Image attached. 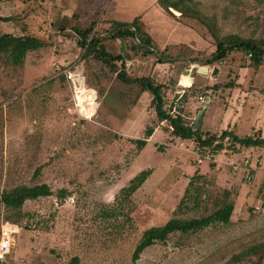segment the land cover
<instances>
[{"label": "rangeland", "instance_id": "obj_1", "mask_svg": "<svg viewBox=\"0 0 264 264\" xmlns=\"http://www.w3.org/2000/svg\"><path fill=\"white\" fill-rule=\"evenodd\" d=\"M106 1L95 0L100 10L95 33L104 37L108 50L124 57V66L116 61L111 67L86 55L78 44L72 27L79 20L87 22L84 0H0V16L8 18L0 19V35L31 34L44 42L20 63L0 54V190L43 182L53 190V195L27 200L20 209L0 204V238L3 224L12 231L10 250L0 262L132 264L145 229L175 215H209L233 202L230 223L172 233L166 242L148 247L137 263L232 264L233 254L264 241V148L228 141L218 152V169L210 160L205 174L192 149L187 150L191 143L172 138L167 126L161 125L148 147L140 149L135 140L160 122L152 95L143 96L137 84H126L118 73L125 68L130 76H151L166 83L171 95L174 89H185L195 108L203 106L199 93H192L188 70L197 77L196 86L213 92L207 104L209 126L219 124L218 132L223 131L239 123V114L251 118L257 113L256 123L264 130V63L257 69L248 56L235 52L225 61L203 64L218 37L264 39V0H172L187 15L173 7L168 12L157 1L158 10L151 7L140 15L144 23L147 14L155 37L154 52L148 55L137 38H110ZM120 1L134 6L146 0ZM144 6H138L137 14ZM127 11L130 7L124 17L132 18ZM62 25L67 28H59ZM161 55L175 60L160 63ZM195 57L197 62H192ZM198 63L210 67L211 78L202 81L194 67ZM64 66L81 72V88L93 103L83 99L87 103L80 105L76 89L58 73ZM215 68L218 74L213 75ZM230 80L235 87L213 89L216 82ZM189 114L186 120L194 124L196 116ZM250 122L241 119L240 136L253 132ZM146 169L152 170L147 180L126 196L122 188ZM191 179L194 184L189 186ZM187 188L186 204L176 214ZM242 264H250V258Z\"/></svg>", "mask_w": 264, "mask_h": 264}, {"label": "trees", "instance_id": "obj_2", "mask_svg": "<svg viewBox=\"0 0 264 264\" xmlns=\"http://www.w3.org/2000/svg\"><path fill=\"white\" fill-rule=\"evenodd\" d=\"M158 3L168 12H170L169 8L173 7L176 10L181 11L182 15L188 14L178 1L158 0ZM82 13L87 15V22L81 23L79 20L78 25L72 28L74 34L77 35L78 44L85 51V54H93L96 59L110 65L111 67H116V61H122V65L124 66V57L122 55H115L108 50L104 37L95 33L100 16V10L96 9L95 0H84ZM0 19L8 20L7 17L3 16H0ZM201 21L206 24L205 21ZM108 23L110 24V27L108 28L110 38L120 40L137 38L139 40V48L144 52V54L148 55L154 52L153 38L144 29V23L141 20V16L134 18L131 22L109 20ZM59 28L65 30L67 26L62 25ZM218 38H216L217 44L215 51L203 64L222 62L227 60L231 53L239 52L248 56L251 62L250 64L254 65L255 68L258 69L263 65L264 39H242L237 35H230L224 39ZM43 45L44 42L41 38L31 34L15 35L8 32L0 35V54L7 53L18 63L24 61V58L29 51L37 50ZM162 55L159 58L160 63H173L175 60L170 56L164 57ZM191 60L192 62H197L198 59L195 57ZM199 64L200 63H198V65ZM118 77L126 84H137L140 87L141 92H147L152 95V105L159 122H166L170 126L171 134L174 136L180 137L181 139H193L201 146L210 147L215 153L221 151L225 147V143L228 141L238 142L248 147L260 146L264 148V136L261 131H255L252 134L245 135L244 137H239L234 132V127L231 129H225L220 133H211L209 131H203L201 127H198L197 120L194 124L187 121L186 118H188V114H184L183 110H180V113L177 111L172 113L175 110L170 111L168 101L169 98H167L168 91L171 90V88L167 87L165 85L166 83L164 84L163 82H158L151 76H130L125 68L119 71ZM235 83V80H230L225 84L216 82L213 84V89H218L221 86L225 88H233L235 87ZM206 86L211 87L209 84H206ZM177 90L178 89H174L173 93ZM191 90L193 94H213V92H209V90L204 87L196 86L195 82L193 83ZM154 130V127L146 128L144 137L137 138L135 140L140 149H143L147 145L149 138L154 133ZM38 171L39 170H37L36 174ZM151 173V169L141 171L130 180V184L128 186L122 188L123 193L130 197L139 187H141ZM193 184V180L191 179L188 185L191 186ZM60 191L64 194L67 192L66 189H61ZM51 195H53V190L50 185L45 182L33 185L21 184L10 190H0V204H4L9 208L20 209L27 200H35L40 197H47ZM188 195L189 189L187 188L178 204L177 209L175 210L176 214L183 206H185V201L187 200ZM233 210L234 203L227 202L209 215L195 218H183L175 215L162 225L152 226L145 229L133 251L132 264L138 263L141 254L148 247L157 242H166L172 233L197 232L215 223H230ZM254 256H256L257 259H253L252 257ZM249 258L250 264H262L264 259V241L250 245L241 252L233 254L229 263L242 264L245 259ZM0 264H2V262H0Z\"/></svg>", "mask_w": 264, "mask_h": 264}, {"label": "crops", "instance_id": "obj_3", "mask_svg": "<svg viewBox=\"0 0 264 264\" xmlns=\"http://www.w3.org/2000/svg\"><path fill=\"white\" fill-rule=\"evenodd\" d=\"M157 1L158 0H146V1H144V2H139V3H137V4H135L134 6L133 5H126V4H124L122 1H118V0H108V1H106V3L104 4V6H105V12H104V14L106 15V19H109L110 21L111 20H117V21H128V22H131L134 18H136V17H138V16H140L141 15V13H143L144 12V10H147V9H149V8H151V7H153V8H156L157 10H158V7H157V5H155V2L157 3ZM105 2V1H104ZM103 2V3H104ZM103 3L102 4H100V5H103ZM142 4H145V6L143 7L144 9L142 10V11H140V13H138L137 14V10H138V6L139 7H141V5ZM128 7H130V11L128 12L127 11V13H129V14H132V18H127V17H124V15L123 14H125L126 12H124V10L125 9H127ZM152 9V8H151ZM151 9H149L148 11H145L147 14H148V12H150L151 11ZM141 10V9H140ZM133 12V13H132ZM145 13V14H146ZM134 14V15H133ZM147 14L146 15H144V17L142 18L143 19V21H144V25H146V31L152 36V38H155L154 37V35H153V33H152V26L150 25V23H148V19H147ZM175 31V30H174ZM177 31V30H176ZM166 39H168V36H167V38ZM165 39V40H166ZM165 43H166V41H165ZM165 43H163V44H165ZM191 48H193V49H195L194 48V45L192 46L191 45ZM218 69V68H217ZM210 67H209V73H210ZM186 72V74H189L190 76H191V78H192V81H191V84L192 83H194L196 80H197V77L196 76H192V74H190L189 73V71L188 70H186L185 71ZM209 73L208 74H202V75H200V77L202 76L203 78H201L202 79V81H205L204 79H209V78H211L210 77V75H209ZM217 74H218V72H217ZM199 76V75H198ZM218 76V75H217ZM213 78V77H212ZM193 80H195L194 82H193ZM190 84V85H191ZM207 84H209V83H207ZM189 85V86H190ZM193 85V84H192ZM210 85V84H209ZM184 87H188V86H184ZM186 90L185 89H183V90H181V89H178L177 91H175L172 95L170 94V93H168V97L167 98H169L168 99V101H169V105L171 104V102L174 100V96H175V94L177 93V92H180V93H182V92H185ZM147 92H143V96H145V94H146ZM187 99H189L188 98V94L186 95V96H184L183 98H179V99H177L176 100V103H175V109H177V110H183V113L184 114H188L187 115V117H191V115L189 114V113H194V115L196 116V118H197V115H198V113L200 112V110H203L202 112V116L203 117H201L202 118V122H199L197 119V121H198V123H199V127H201V129L203 130V131H209V132H211V133H220V132H222V131H219L218 132V125L217 124H215V125H213V126H209L210 124H209V122L211 121V117H210V115H209V113H208V107H207V105L204 107V108H202V106H198V107H196L195 108V106H193L194 105V103H190V100H187ZM241 106H243V104L241 103L240 104ZM177 110H175V111H177ZM228 115H229V113H228ZM240 115V117H238V118H240V121H241V119L244 121V123L245 122H247V120L248 119H250L251 120V122L250 123H248L249 125L251 124V126H252V124H254L253 125V127H255V128H253L252 130H253V132H255V131H261V133H262V135L264 136V130H262V128H260L259 126H260V124H257L256 122H257V119H258V116H255V115H257V113H255L254 114V116H252L251 118H241L242 116H241V114H239ZM223 117H225L224 115H223ZM230 117V116H229ZM200 118V119H201ZM240 121H239V123H240ZM252 121H254V122H252ZM239 123H235L234 125H232L231 127H229L228 125L224 128V129H231V128H233L234 127V132L239 136V137H244V136H240L239 134H238V128L239 127H241L242 128V126L241 125H239V127H238V124ZM227 124V123H226ZM163 127H165V126H167L169 129H170V126L166 123V122H161L160 124H158L157 125V127H155V130H154V133H153V135L149 138V140H148V143H147V145H146V147H148V145H149V142H151L152 140H153V137L154 136H156L157 134H158V132L160 131V129H162V126ZM229 127V128H228ZM164 129V128H163ZM249 131V130H248ZM253 132H250L249 131V134H252ZM167 134L168 135H170L171 134V129H170V131H167ZM248 135V134H247ZM172 138H175V140H179V141H182V143H183V145H185V143H191V147L192 148H189V149H187V150H191L192 149V154H193V156H194V158L197 160V154H196V152H194L193 151V146H194V143H195V141L193 140V139H181L180 137H177V136H171ZM220 157H221V154H219L218 155V153H216V157L214 158V159H209V158H205L202 162H199V167L201 168V170H202V173L203 174H205L209 169H210V164L211 163H209L208 161H215L216 162V166H215V168L216 169H218V167H219V159H220ZM236 169H237V166H234ZM239 167V166H238Z\"/></svg>", "mask_w": 264, "mask_h": 264}, {"label": "built area", "instance_id": "obj_4", "mask_svg": "<svg viewBox=\"0 0 264 264\" xmlns=\"http://www.w3.org/2000/svg\"><path fill=\"white\" fill-rule=\"evenodd\" d=\"M58 73L62 74L66 77L68 82L76 89L75 92L82 91V77L81 72L78 69H71L68 67H58ZM210 94L209 93H200L198 95V100L202 102V107H205L208 104ZM193 151L197 154V161L202 162L205 158L214 159L216 157V153L212 151L210 147L201 146L198 143H194ZM248 163V161H246ZM253 178V174L249 173L247 175V179L251 180ZM12 240V231L10 230L9 226L3 224L1 227V238H0V259L8 253L11 246Z\"/></svg>", "mask_w": 264, "mask_h": 264}, {"label": "water", "instance_id": "obj_5", "mask_svg": "<svg viewBox=\"0 0 264 264\" xmlns=\"http://www.w3.org/2000/svg\"><path fill=\"white\" fill-rule=\"evenodd\" d=\"M194 67L197 69V72L200 73V74H208L209 73V67L208 66H200L198 64H194ZM217 72H218V69L215 68V70L213 71V75H216ZM186 95H187L186 91L182 92V93L177 92L175 94V96H174V100L169 105L170 106V111L177 110V109H175L176 100L179 99V98H183ZM202 111L203 110H200V112L198 113L197 118H196L197 120H199L202 117V113H203ZM177 112L180 113V110H177ZM197 126L198 127L200 126L199 123H198Z\"/></svg>", "mask_w": 264, "mask_h": 264}, {"label": "bare ground", "instance_id": "obj_6", "mask_svg": "<svg viewBox=\"0 0 264 264\" xmlns=\"http://www.w3.org/2000/svg\"><path fill=\"white\" fill-rule=\"evenodd\" d=\"M85 88H84V90L82 89V91L81 92H78V95H79V100H80V105H84V103H87V100H89L91 103H93V100L92 99H90L87 95H86V93H85ZM85 96V97H84ZM83 99H87V100H83ZM88 104H90V103H88ZM87 109V108H86ZM85 108H82V110L84 111V110H86ZM88 111V110H87ZM89 112H91V111H89ZM85 113V112H84Z\"/></svg>", "mask_w": 264, "mask_h": 264}]
</instances>
